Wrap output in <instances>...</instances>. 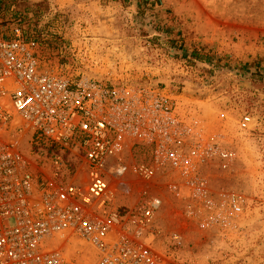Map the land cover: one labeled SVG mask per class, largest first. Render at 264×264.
<instances>
[{"label":"built area","instance_id":"built-area-1","mask_svg":"<svg viewBox=\"0 0 264 264\" xmlns=\"http://www.w3.org/2000/svg\"><path fill=\"white\" fill-rule=\"evenodd\" d=\"M73 72L0 27V264H177L155 249L169 209L217 236L237 228L240 198L215 200L203 173L232 153L196 108Z\"/></svg>","mask_w":264,"mask_h":264},{"label":"rangeland","instance_id":"rangeland-1","mask_svg":"<svg viewBox=\"0 0 264 264\" xmlns=\"http://www.w3.org/2000/svg\"><path fill=\"white\" fill-rule=\"evenodd\" d=\"M0 27L75 74L166 89L196 108L233 159L205 168L208 190L238 196L243 214L217 236L169 209L155 249L177 264H264V0H0Z\"/></svg>","mask_w":264,"mask_h":264},{"label":"trees","instance_id":"trees-1","mask_svg":"<svg viewBox=\"0 0 264 264\" xmlns=\"http://www.w3.org/2000/svg\"><path fill=\"white\" fill-rule=\"evenodd\" d=\"M125 1H128V0H125ZM1 29H3V28L1 27ZM175 42H176V41L171 40L170 44H171L172 46H174L173 44H174ZM191 57H192L194 60H197V61H204V60L206 59L207 55L204 54V53H202V52H200V51L197 50V49H194V50L191 51Z\"/></svg>","mask_w":264,"mask_h":264}]
</instances>
